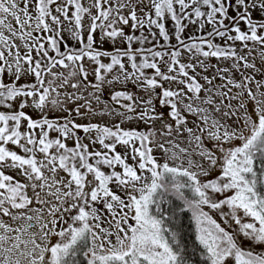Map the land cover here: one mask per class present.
Wrapping results in <instances>:
<instances>
[{
  "label": "snow or ice",
  "instance_id": "obj_1",
  "mask_svg": "<svg viewBox=\"0 0 264 264\" xmlns=\"http://www.w3.org/2000/svg\"><path fill=\"white\" fill-rule=\"evenodd\" d=\"M69 8L74 9L71 17ZM229 8L237 16L230 18ZM253 11L262 14L259 21L253 19ZM85 16L91 20L86 41ZM61 17L72 25L70 29L64 28ZM166 18L173 21L178 46L170 44L173 35L165 26ZM229 19L233 23L225 24ZM184 20L199 22L201 32L206 24L212 25V31L185 40ZM129 21L133 31L147 27L153 38L157 34L152 28L158 29L169 42L168 50L145 49L143 34L126 36L117 25ZM241 21L246 30H241ZM98 28L102 36L126 39L128 47L112 54L95 50L93 34ZM66 30L79 49L65 44L67 50L60 51L57 37ZM33 32L51 35L33 36ZM12 37L23 42V55ZM216 37L240 42L247 53L214 43ZM134 41L141 47L133 50ZM250 43L261 47L264 64V0H91L87 7L81 0L64 4L0 0V106L11 109L19 99L21 109L0 112V165L19 169L27 181H14L0 170V264H264V252L243 246L245 241L264 246V80L241 71V66L262 75L264 68L249 62ZM185 51L197 64L181 62ZM85 57L93 64L90 69L84 66ZM102 57H110V62H102ZM211 58L231 61V68L218 67V78L225 83L205 89L190 72L198 65L207 71ZM57 66L70 71L67 75L53 71ZM233 69L241 72L239 82L224 75ZM90 73L91 98L58 91L65 85L76 90L87 87ZM28 76L34 82L19 83ZM216 78L203 77L208 85ZM129 83L143 95L128 90ZM232 89L238 91L231 94ZM80 100L86 102L71 111L63 107ZM48 105L69 115H115L121 120L112 126L74 120L60 125L46 115L34 120L23 111L31 106L44 113ZM131 120L149 127L146 131L121 127ZM21 121H27L26 132L21 131ZM154 124L160 125L161 136L187 134L195 149L189 152L174 140L168 141L171 148L166 147L156 140ZM77 130L87 134L91 151ZM53 131L60 134L58 138H50ZM70 138L75 140L73 147L66 143ZM117 145L124 147V154L117 152ZM154 146L164 152L163 162L154 155ZM215 170H219L216 178L201 179ZM34 202L39 207L32 208ZM212 212L219 213L224 225L234 222L238 231L226 230ZM19 221L23 223L14 227ZM105 222L109 227L102 226Z\"/></svg>",
  "mask_w": 264,
  "mask_h": 264
},
{
  "label": "rangeland",
  "instance_id": "obj_2",
  "mask_svg": "<svg viewBox=\"0 0 264 264\" xmlns=\"http://www.w3.org/2000/svg\"><path fill=\"white\" fill-rule=\"evenodd\" d=\"M65 2H66V0H59V3H61V4H64ZM232 2L235 3V0H232ZM82 3L87 7V6L90 5L91 0H82ZM54 9H55V5H53V10ZM29 10H30V13L34 16L35 12H34V8H33L32 5L29 6ZM202 10L205 11V12L207 11L206 8H202ZM73 11H74V9L69 8L70 17H71V14H72ZM188 11H191V9H188ZM128 12H129V10L125 9L123 14L127 16ZM93 13L95 14V10L94 9H93ZM53 14L54 15H58L57 13H55V11H53ZM137 14L138 15H142V13L139 11V8L137 9ZM228 15H229V17L235 16V15H237V12L235 10H233L232 8H229ZM252 17H253V19L260 20L261 17H262V14L259 11H253ZM61 19H62L64 28L70 29L72 27V25H70L68 21H63V17H61ZM193 19H194V17H193ZM9 20L11 21V23L13 24L14 27H17V31H19L18 26L15 25V21L11 20V18H9ZM33 23H34V21H33ZM90 23H91L90 17L85 16V18L83 20V26H84L83 35L85 37V41H86V38H87V35H88V27H89ZM206 25H208V24H206ZM117 27L118 28H123V31H124L126 36L127 35H134L136 37H140L143 34L145 37H147V42L145 43L146 45H155L157 43V38L156 37L153 38L149 34V29L147 27H145L143 29H140L139 27H137L136 30L133 31L131 21H129L128 25L118 24ZM192 27H195V24L189 23V21H188L186 23V28L185 29L187 30V32H189L192 29ZM208 27H210V25H208ZM244 30H246V28H244ZM172 31H173V29H172ZM152 32H154V31L152 30ZM4 34L6 36L10 35V33H8L6 30H5ZM231 34L234 35L235 33H231ZM48 35H51V33H45V32L37 33V32H33V36L47 37ZM61 36L63 37V39H62L63 42L79 44L72 37L70 31H67V30L66 31H62L61 34H60V37ZM93 37H94V45L97 48H100V49L102 48V49H105L106 51H114L117 48H125L127 46L126 39H123L121 37H117L115 39H112V38H109L107 36H102L101 30L99 28L93 34ZM12 39L15 41V43L17 45L20 46V51H21V54L23 55V53L25 51L24 48H23V42L20 41L19 39H17L16 37H12ZM223 40H225V39L223 38ZM227 42L229 44H227ZM137 43L138 42L134 41L133 45L135 46V44H137ZM222 45H224V44H222ZM225 45L234 46L238 50V52H242V54H246L247 53V49H243V46L240 44V42L233 43L232 41H225ZM45 47L48 48V45L45 44ZM249 47L253 48L252 54L248 56L249 62H254L257 65V68H264V64H262L261 60H260L261 47L259 45H252L251 43L249 44ZM50 54H51V51H50ZM33 56H35V52H33ZM253 57H255V60H253ZM165 59H167V57H165ZM101 60L104 63H109L110 62V57H102ZM181 62H184V63L191 62L193 64H197V60L193 59L191 57V54L187 53L186 51L182 52V54H181ZM206 65H207V71H204L203 67L198 65L196 67V71L194 73L190 72V75H194L196 77V79L198 80V82L201 85H203L205 89H207L209 87H212L213 89H215V87L217 85H221V84L225 83V81H221L218 78L219 74L217 73L216 69L218 67L219 68H231V61H223V60L218 61L215 58H211L210 60L206 61ZM84 66H85L86 69H90L91 67H93L92 62L89 61L87 57H85ZM25 67H27V65H25ZM161 67L163 68L165 66L162 64ZM53 71H55V72H63L65 75H67V73L70 71V69H64V68H60L59 66H57L55 69H53ZM145 71H146V74H149V75L152 72V70H145ZM241 71L246 72L249 75H254L256 80H264V75H262L261 73H257V72H255L252 69L245 70L241 66ZM205 75L208 76L209 78H212L213 76H217V78L213 80V84L212 85H208L206 83V81L203 79V77ZM224 75L225 76L231 75V77L234 80L238 81V82L240 80H242L241 72L240 71H236L234 69L230 73H224ZM78 79H79V77L75 78L73 80V82L78 81ZM5 82H10V81H8L7 77L5 78ZM26 82L27 83L34 82L33 77L28 76L26 78H22L19 83L23 84V83H26ZM57 83H59V82H57ZM92 83H93V81H92L91 73H90L89 81L87 83V87L82 86L80 90H76V89L70 88L68 85H65L62 88H58V91H60L61 93L67 92L69 94L75 93L77 95L84 96L86 98H91L90 89H91ZM165 86H168L167 82H165ZM172 87H174V88L175 87H179V85L173 83ZM252 87H253V90L255 91V85L254 84L252 85ZM127 89L132 91V92H136L139 95H143V93L139 92V89H137L131 83H129L127 85ZM223 90L227 91L226 88L223 89ZM157 91H159V90H157ZM237 91H238L237 89H232V93L231 94H235ZM261 91H264V89H261ZM204 96H205V92L202 91L201 92V97H204ZM61 99H65V97L61 96ZM105 99H108L109 104L111 106L110 96L106 95ZM214 99L216 100L217 103H220V98L219 97H214ZM85 102L86 101H84V100L77 101L76 104H73V103L69 102V103L65 104L63 107H66L69 111H71L73 108H75L77 106V104H83ZM227 102H228L227 100L224 101V103H227ZM19 103H20L19 99L17 101H15V102H12V108L11 109H8L6 107L0 106V112H9V111L15 112V111H19V110H21L20 107H19ZM29 103H31V101H29ZM92 103H93L94 109L95 110H99L100 106L96 105L94 100L92 101ZM238 103L239 102L236 101V100L232 101V104L234 106H237ZM248 107H249V110H251V108H252L251 102L248 103ZM23 111L28 116L32 117L34 120L40 119L42 117V115H46L49 119H51L53 121H58L60 125L63 124L64 120H74L76 123H81V124H87V123L91 122V123H100L102 125L112 126L113 124L120 123V120H121L120 117L115 116V115H113V116H108V115H105V116H98V115L88 116V115H85V116L81 117V116H76L75 112H71V115H69V111H63L62 109H53L51 107V105H48V107L45 109L44 113H41L40 110H38V109H36L34 107H31V106L24 108ZM83 111H84V109H82V112ZM233 119H234V117H233ZM228 123L231 124L232 120H228ZM189 126H191V124ZM121 127L125 128V129H136V130H139V131H146L149 126L146 125L143 121L131 120V121H125L123 124H121ZM152 127L157 129L156 140L158 142L165 143L166 147L171 148L172 146H171V144L168 143V141L174 140L179 145L180 148H186V149H188L189 152H192L195 149V145L194 144L190 145L188 143L187 134H185L184 136H179V137L176 136L175 134H173V136H171V137L161 136L159 134L160 125L159 124H154V125H152ZM21 131L22 132H26L27 131V121H21ZM38 131L39 130H37V133H38ZM77 131H78V135L81 137L83 143L89 144V150L91 151L92 150V145L90 144V140L88 139L87 134H84L81 130H77ZM49 135H50V138H58L60 134L58 132H56V131H53ZM66 143L68 144L69 147H73L75 145V140L70 138V139H68L66 141ZM235 143L237 145H239L240 141H236ZM208 146L211 147L210 144ZM8 147L11 150L17 151L18 154L23 155L21 150L19 148H17L16 146H14L12 144H9ZM95 147L97 149H99L100 146L96 145ZM174 150L175 151H179V149H174ZM117 152H120L121 154H124L125 153L124 147L120 146V145H117ZM154 155L159 160H161V162H163V158H164L165 154H164L163 151H161L159 148H157L155 146H154ZM39 158H42V154L38 153V159ZM191 158L193 160H199V157L197 155H192ZM184 159H185V166H187L186 165L187 157H184ZM128 162L132 163L130 158H129ZM0 170L4 171L6 175L13 176L14 177V181L27 183L25 177L21 174L19 169L10 168V167H8L5 164V165H0ZM104 170L107 171V169H104ZM117 170H119V169H117ZM60 175H65V174L61 171ZM217 175H219V170H215V171H213L211 173V175L209 177H201V179L202 180L214 179V178H216ZM114 190H115V188H114ZM28 194H29L30 197L34 198V193H33L31 188L28 189ZM217 198H219V197H217ZM31 207L32 208H36V207H39V206L36 205L35 202H34L33 205H31ZM206 210L208 211V209H206ZM225 211H227V209H225ZM28 214H34V213H28ZM210 214L213 216L214 219H216L219 223H221V226L225 227L226 230H228L230 232L238 231V225H236L234 222H230V226L229 225H224L223 221L221 220V218L219 216V213L212 212ZM107 218H108L107 217V213H104V219L106 220ZM3 219L5 220V222L12 223L8 217H3ZM22 223H23V221H19V222H16L15 224H13V226L14 227L15 226H19V224H22ZM102 226L105 227V228L109 227L108 223H106V222ZM64 227H67V225H64ZM37 230L38 229L34 228L32 231H37ZM52 239H53V242H55L56 238L53 237ZM112 239L114 241L115 237H112ZM243 246L246 247V248L247 247H252L253 250L256 251V252H264V246H261V245H250V243L248 241H245Z\"/></svg>",
  "mask_w": 264,
  "mask_h": 264
},
{
  "label": "trees",
  "instance_id": "obj_3",
  "mask_svg": "<svg viewBox=\"0 0 264 264\" xmlns=\"http://www.w3.org/2000/svg\"><path fill=\"white\" fill-rule=\"evenodd\" d=\"M81 2H82V0H81ZM177 7H178V6H177ZM153 15H154V13H153ZM235 16H237V15H235ZM235 16H231V17H235ZM231 17H230V18H231ZM254 20L259 21V20H257V19H254ZM187 22H188V20H184V21H183V23H184L185 25H186ZM164 23H165L166 28L169 30V34H170V35H173V32H174L173 21H172L170 18H166L165 21H164ZM232 23H233V21H232L231 19L225 21V24H232ZM239 26L241 27V30H244V28H246V26H245V24H244L243 21H241V22L239 23ZM198 27H199V22H197V23L195 24V27H192V29H191L189 32H187V30L184 29V32H183V38H184L185 40H189V39L192 38V37H199V36H201V35L206 36L208 32L212 31V25H210V27H208V25H205V27H204V29H203L202 32H201V31H198ZM185 28H186V27H185ZM172 29H173V31H172ZM152 30L157 34V35H156L157 43H156L155 45H146V44H144L143 47H144L145 49H148V48H156L157 50H164V51H167L168 48H169V42H165V41L162 39V37L159 36V31H158V29H156L155 27H153ZM57 39H58V42H59V48H60V51H61V52H65V51L67 50L66 47H65V44H67L68 48H77V49L80 48V45H79V44L69 43V42H63L62 39L60 38V36H58ZM214 43H216V44H218V45H222V44H224V45H222V46H228V45H225V40H223V38H221V37H216V38L214 39ZM170 44H171L172 46H178V45H177V41H176L175 38H174V35H173V39L170 41ZM227 44H229V43L227 42ZM127 47H128V45H127L125 48H117V49H115L114 51H106L105 49L97 48V47L93 44V48H94L95 50H97V51L108 52V53H110V54H112V53H116L118 50H119V51H123V50H125ZM132 47H133V50H135V49L141 47V45H140L139 43L135 44V46L132 44ZM50 55H53V56H54L55 53H52V52H51ZM138 61H139V57H138ZM65 121H66V120H64L63 123H64ZM77 134H78V131H77ZM205 211H207V210L205 209ZM189 215H190V213H187V214H186V217L189 216ZM217 222H218V221H217ZM69 223H71L70 220H69ZM218 223H219V222H218Z\"/></svg>",
  "mask_w": 264,
  "mask_h": 264
}]
</instances>
